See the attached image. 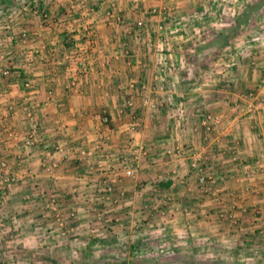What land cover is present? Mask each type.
Segmentation results:
<instances>
[{"label":"crops","instance_id":"obj_1","mask_svg":"<svg viewBox=\"0 0 264 264\" xmlns=\"http://www.w3.org/2000/svg\"><path fill=\"white\" fill-rule=\"evenodd\" d=\"M17 1L0 0V264L161 232L171 251L148 264H264V7L260 23L245 8L243 43L214 39L223 53L208 57V32L230 26L219 0ZM161 62L176 65L164 79ZM200 62L212 74L189 89Z\"/></svg>","mask_w":264,"mask_h":264},{"label":"rangeland","instance_id":"obj_2","mask_svg":"<svg viewBox=\"0 0 264 264\" xmlns=\"http://www.w3.org/2000/svg\"><path fill=\"white\" fill-rule=\"evenodd\" d=\"M17 2H19V1L16 0V4L14 3L13 5L14 6L18 5L16 7H20L21 4L19 5ZM28 2H26V5H28ZM32 2L34 5L38 3L35 1H32ZM219 3H221V6H220L221 9L224 7L227 9L232 7V8H234L233 11L236 10V12L231 11L232 14L225 15L226 13H229V11H228L229 9L228 10L225 9L223 11V12H225V11H227V12L224 13V15L222 16L223 18H221V20H222L221 23H226V24L228 23L230 26L223 27V29H221L222 31L220 30V33L217 37H215L216 35H214V33H216V32H214V33H212V31L208 32L207 37L210 36L208 39L209 45L206 48H203V47L199 48L200 54H203L202 52H204V54H206V56H208V57H212V56L218 55V54L221 55V53H219L218 51L224 50L223 47H225L227 45V43H229V42H234L236 44L237 43H243L245 33L243 30H240L239 27L241 26V24H243L245 22V16L246 15H247L246 16L247 19H249V13L245 14V11H246L245 8H248V10H253V19H255L257 21V23H260L261 19L263 18V16H262L263 14H261L259 12L264 7V0H255L251 5L248 4L247 7H245L246 4H245L244 0H241V1H239V0H233V1H231V0H219ZM16 14H17V17L21 16L20 12H18ZM7 17H9V15ZM4 19H7L6 16H3L2 18L0 17V38L4 36L5 29L1 28V27H4V24H6V21ZM8 20L10 21V19H8ZM13 23H15V21H13ZM24 34L27 36V34L25 32L23 33V35ZM167 34H168V36L172 37L169 33H167ZM194 35H195V33H194ZM26 36H24V37H26ZM258 37H260V33L256 36V38H258ZM214 39H218L217 41H219L218 43L221 46V48H220L221 50L218 49L217 47H214V42H213ZM194 41H196V40H194ZM234 47H235V45H234ZM195 49L198 50L197 48H194V51H195ZM233 51L240 53L242 50L240 51V50H237V48L236 49L234 48ZM210 65L211 64L202 63V62H200V64H198V65H194L193 69H195V73L199 72L196 75V76H198V78L195 77L192 79L189 78V80L187 79L185 82H186V84L188 83L189 85H187L186 87L189 89H196V87L200 85V80H199L200 74H202L201 75L202 77L204 75L205 77L208 76L207 78H210L209 76L212 74V72L209 73V71L212 70V66H210ZM162 67H166L165 72L161 71ZM230 67H233V65ZM157 68H158L159 73L161 75V76L159 75V78L164 79L165 75H167L169 72L168 70L176 69V65H173V64L170 65L168 63L164 64V62H161L160 64H158ZM216 68L221 69L219 66H217ZM224 68H229V67L225 66ZM8 71H10V70H8ZM221 72L222 73L224 72V74H225V72H228V71H221ZM218 83L220 85L222 84L221 86L226 88V86L229 85V79L227 76H225L224 78L222 77L221 81L220 82L218 81ZM205 84L207 85L208 83H205ZM207 87H208V89L210 88V86H207ZM208 114H214V113H208ZM2 167H4V166H2ZM112 194H114V190L111 194L107 193V196L109 198H111ZM168 202H170V201H168ZM133 235H134V233H131L132 238L130 237L126 240H121L119 242H117V241L113 242V246H110V244H108L110 247H112V248L114 247V251H103L102 245H103L104 241L103 240H101V241L100 240H97V241L93 240L90 244H88V241L80 242V248L86 247L85 250H83V251H80V250H78V251H60V252H58L59 254H57V255H53V254H51L50 251H47L48 252L47 254H49V255L51 254L52 258L50 260L51 261L53 260L54 263H56V264H133L131 261L128 260L129 256H128L126 251H133V253H135L134 259H137L135 262H138L140 264H142V263L148 264V262L162 263L165 261V259L168 258V257L161 256V254H156V253L153 254L152 252L156 251L157 253H161V252L163 253V251L164 252L171 251L168 248L170 245L166 246V244L168 243V240L165 239V236L170 235V234H166V232H161V233L157 234V235H160V236H158L160 238L157 239V238H155L156 236H154V237H152L151 240H147V239H145V236H139V235H138L139 239H136L133 237ZM183 240L179 241V243L176 244L177 245L176 250L181 251V249H184V246H186V243L184 244ZM216 248L217 247L215 245L213 246L211 243V244L204 245V247H202V249H200V251H215ZM174 249H175V246L173 247V250ZM117 251H119L118 254H116ZM136 252L138 254H136ZM36 253H37V251H28L27 253H26V251H16V255H14L12 253L14 255L13 262H14V264H26V263L27 264H36L39 261H41L40 256H38ZM29 254H31V255L33 254L32 257L29 256ZM205 258L207 259L206 262L212 260V258L208 254H206ZM131 260H133V258H131Z\"/></svg>","mask_w":264,"mask_h":264},{"label":"built area","instance_id":"obj_3","mask_svg":"<svg viewBox=\"0 0 264 264\" xmlns=\"http://www.w3.org/2000/svg\"><path fill=\"white\" fill-rule=\"evenodd\" d=\"M159 28H160V31H161L162 33L165 32V29H166L165 27L161 26V27H159ZM168 31H169L171 34H176V33L178 32L177 29H176V27H172V28L169 29ZM23 36H26V35L24 34ZM164 64H167V63L164 62ZM165 68H166V67H162V68H161V71H162V72H165V71H166ZM5 73L8 74L9 71H5ZM130 87H131V88H134V89H138V90H140V89H142V90H146V86H145V85H140V87H138L136 83H131ZM145 102H146L147 105L149 104V100L147 99V97H145ZM126 106H128V107L131 108V109L134 108V103H133V101H132V100H129V101L127 102ZM105 122H108V119H107V118H105ZM220 123H221V120H220V118H219L216 114H208V115H206V116L204 117L203 124H204V126H205V129H206V133H207V135H209L211 132H213V131L215 130V128H216L218 125H220ZM137 128H138V126H137V124H135V125L132 126L131 129H132L133 131H136ZM26 144H27V145H30V146L34 145V140H33V137H32V136H30V137L27 139ZM57 148H58V147H57ZM0 165H1V166H5V162L2 160V158H0ZM193 167H194V168H198V165H197L196 163H194V164H193ZM136 169H137L136 165L128 166V164H125V166H124V168H123V170H124V175H125L126 177H133V176L135 175V173H136ZM106 191H107V193L111 194V193L113 192V188L110 186V187L107 188Z\"/></svg>","mask_w":264,"mask_h":264}]
</instances>
